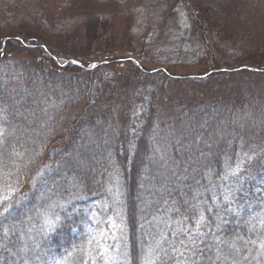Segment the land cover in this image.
<instances>
[{"label":"rangeland","instance_id":"obj_1","mask_svg":"<svg viewBox=\"0 0 264 264\" xmlns=\"http://www.w3.org/2000/svg\"><path fill=\"white\" fill-rule=\"evenodd\" d=\"M0 85L1 264H264V0H0Z\"/></svg>","mask_w":264,"mask_h":264},{"label":"trees","instance_id":"obj_2","mask_svg":"<svg viewBox=\"0 0 264 264\" xmlns=\"http://www.w3.org/2000/svg\"><path fill=\"white\" fill-rule=\"evenodd\" d=\"M11 81V80H9ZM9 81H7V85L10 84L8 83ZM2 85V84H1ZM0 85V87H1ZM1 89V88H0ZM15 148V147H14ZM12 152H15L14 156H15V159H19L18 161V167L12 172L13 176L16 178V184L19 183L21 180H26V179H29V176L31 177L33 175V172L35 171V167L38 168V169H41L40 167H42V161L44 160L45 156H46V153L48 155V152H53V150H48L47 147L43 146L42 149H41V152H40V155H39V158L37 161L34 162V164H28V163H25V159H26V156H25V153L22 152V150L20 149V147H17V149H15V151H13L12 149ZM56 152V151H55ZM36 156V155H35ZM34 156V157H35ZM21 160V161H20ZM36 160V158H35ZM29 165V166H28ZM130 169V168H129ZM132 169V168H131ZM124 173L128 172V170L126 171H123ZM36 173V172H35ZM55 174V172H54ZM45 179V178H44ZM12 180H7L6 183L9 184L11 183ZM35 204V202H34ZM27 205H30L29 202H28V199H25L24 202H22L20 204V206L23 208H25ZM19 209L17 207L15 208H11L9 209L8 212H6L2 218H0V246H1V252H2V256L5 255V253H9L7 252V248H10L8 247L9 245H7L6 243L8 242V244L10 243H13V242H10V241H15V237H16V233H14V230L11 229V227L7 226L6 228H3L6 224H5V221L7 220L8 217H10L11 215H15L17 213H19L20 211H18ZM13 215V216H14ZM14 218V217H13ZM130 221V219H129ZM66 224H68V221L66 220L65 221ZM131 223V221H130ZM132 225V224H131ZM66 228V226H65ZM7 234V236L5 235ZM27 235H29V233H24L21 237L18 235L19 239L21 240H26V239H30L27 237ZM30 237V235H29ZM135 237V236H134ZM133 237V235L130 237V243H129V247L127 249V255L131 258V262L130 264H139L138 262V259H135L133 258V255L135 253H137V244L135 242V238ZM36 238L32 239V241H34ZM9 240V241H7ZM31 240V239H30ZM18 241V240H17ZM15 241V242H17ZM52 241V240H51ZM4 246V247H2ZM0 252V253H1ZM31 261V260H30ZM30 261H26L25 263H29ZM39 261V257H37V262ZM138 261V262H137ZM24 263V264H25ZM31 263V262H30ZM29 263V264H30ZM1 264V262H0ZM3 264H7V262L4 261ZM160 264H164L163 262L160 263Z\"/></svg>","mask_w":264,"mask_h":264}]
</instances>
